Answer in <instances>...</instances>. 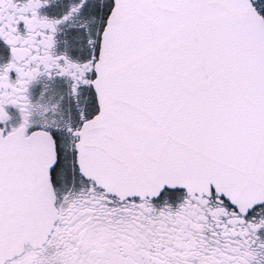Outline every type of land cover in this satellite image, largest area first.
<instances>
[{
    "label": "snow or ice",
    "instance_id": "1",
    "mask_svg": "<svg viewBox=\"0 0 264 264\" xmlns=\"http://www.w3.org/2000/svg\"><path fill=\"white\" fill-rule=\"evenodd\" d=\"M0 264H264V0H0Z\"/></svg>",
    "mask_w": 264,
    "mask_h": 264
}]
</instances>
